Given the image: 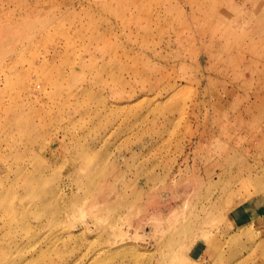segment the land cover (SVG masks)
Returning <instances> with one entry per match:
<instances>
[{"label":"rangeland","instance_id":"rangeland-1","mask_svg":"<svg viewBox=\"0 0 264 264\" xmlns=\"http://www.w3.org/2000/svg\"><path fill=\"white\" fill-rule=\"evenodd\" d=\"M262 2L0 0V264H264Z\"/></svg>","mask_w":264,"mask_h":264},{"label":"bare ground","instance_id":"bare-ground-1","mask_svg":"<svg viewBox=\"0 0 264 264\" xmlns=\"http://www.w3.org/2000/svg\"><path fill=\"white\" fill-rule=\"evenodd\" d=\"M261 7L264 9V2L261 3ZM262 35H263V38H264V33H262ZM176 93H177V92H174V93L170 96V98L173 97Z\"/></svg>","mask_w":264,"mask_h":264},{"label":"crops","instance_id":"crops-1","mask_svg":"<svg viewBox=\"0 0 264 264\" xmlns=\"http://www.w3.org/2000/svg\"><path fill=\"white\" fill-rule=\"evenodd\" d=\"M261 223V222H260Z\"/></svg>","mask_w":264,"mask_h":264}]
</instances>
